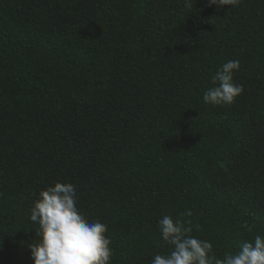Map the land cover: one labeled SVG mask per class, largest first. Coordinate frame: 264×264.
Returning a JSON list of instances; mask_svg holds the SVG:
<instances>
[{"label": "trees", "instance_id": "1", "mask_svg": "<svg viewBox=\"0 0 264 264\" xmlns=\"http://www.w3.org/2000/svg\"><path fill=\"white\" fill-rule=\"evenodd\" d=\"M229 60L243 93L205 104ZM56 182L111 264L167 254L158 221L187 209L217 258L264 238V0H0V264H33Z\"/></svg>", "mask_w": 264, "mask_h": 264}, {"label": "clouds", "instance_id": "2", "mask_svg": "<svg viewBox=\"0 0 264 264\" xmlns=\"http://www.w3.org/2000/svg\"><path fill=\"white\" fill-rule=\"evenodd\" d=\"M192 7V0H184ZM241 0H207L208 6L237 7ZM240 70L239 60H229L211 77L213 87L203 94V102L211 105L231 104L244 87L235 83L233 73ZM76 186L56 182L38 194L30 211V220L38 224V243L29 245L33 264H111L114 250L106 235L108 225L90 222L77 207ZM187 209L174 220L165 215L158 221L160 240L157 244L170 246L167 254H156L150 264H264V238L257 235L254 242H244L236 254L223 259L213 253L210 241L193 236L192 217ZM244 227L251 231L247 224Z\"/></svg>", "mask_w": 264, "mask_h": 264}]
</instances>
